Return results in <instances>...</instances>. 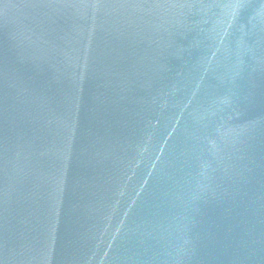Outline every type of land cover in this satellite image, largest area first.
<instances>
[{
  "label": "water",
  "instance_id": "water-1",
  "mask_svg": "<svg viewBox=\"0 0 264 264\" xmlns=\"http://www.w3.org/2000/svg\"><path fill=\"white\" fill-rule=\"evenodd\" d=\"M0 264H264V0H0Z\"/></svg>",
  "mask_w": 264,
  "mask_h": 264
}]
</instances>
